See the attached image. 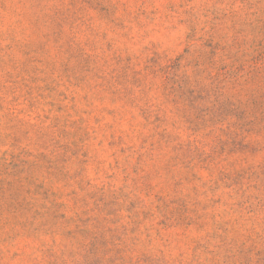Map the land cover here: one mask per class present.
Returning a JSON list of instances; mask_svg holds the SVG:
<instances>
[{"label": "rangeland", "instance_id": "374dc122", "mask_svg": "<svg viewBox=\"0 0 264 264\" xmlns=\"http://www.w3.org/2000/svg\"><path fill=\"white\" fill-rule=\"evenodd\" d=\"M0 264H264V0H0Z\"/></svg>", "mask_w": 264, "mask_h": 264}]
</instances>
